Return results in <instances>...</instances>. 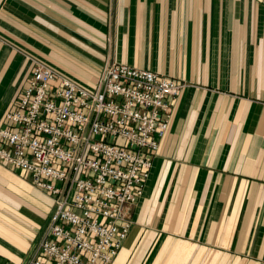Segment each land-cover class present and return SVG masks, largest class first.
<instances>
[{
    "label": "crops",
    "instance_id": "crops-1",
    "mask_svg": "<svg viewBox=\"0 0 264 264\" xmlns=\"http://www.w3.org/2000/svg\"><path fill=\"white\" fill-rule=\"evenodd\" d=\"M33 57L77 81L117 62L182 84L110 264H264V0H0V128ZM53 211L0 161V259L28 264Z\"/></svg>",
    "mask_w": 264,
    "mask_h": 264
},
{
    "label": "built area",
    "instance_id": "built-area-1",
    "mask_svg": "<svg viewBox=\"0 0 264 264\" xmlns=\"http://www.w3.org/2000/svg\"><path fill=\"white\" fill-rule=\"evenodd\" d=\"M31 60L0 128V161L28 173L54 204L28 264H110L131 230V207L144 194L182 84L108 62L89 88Z\"/></svg>",
    "mask_w": 264,
    "mask_h": 264
},
{
    "label": "rangeland",
    "instance_id": "rangeland-1",
    "mask_svg": "<svg viewBox=\"0 0 264 264\" xmlns=\"http://www.w3.org/2000/svg\"><path fill=\"white\" fill-rule=\"evenodd\" d=\"M70 68H72V69H74L76 71H80L81 69L84 70L85 67L84 66H76V67L75 66H71ZM98 76L99 75L95 76V78H93V79H88L86 81H79V82L83 83L85 86H87L89 88H95L96 83L98 81ZM35 190H37V189H35ZM31 193H34L35 194V192H33V191H31ZM33 196H34V199H35V195H33ZM36 196H37V194H36ZM37 197H38V199H39L40 202H44V205H45V209L46 210L43 211V216H44V219L48 221V219H47V215H48V213H47L48 209L47 208H48V205H49V203H48L49 202L48 196L45 193L44 194L38 193V196ZM33 201H35V200H33ZM35 206H36V202L30 201V209H29V211L31 212V214H35L34 211L32 210V207L35 208ZM47 223L48 222L44 223V225H43V222H42V225L39 228L40 231L43 228H44V230L47 228ZM7 228H9V227H7ZM0 229H1V227H0ZM5 229H6V227H5ZM6 243H9V237H8V235H6V233L3 230H0V244L6 245Z\"/></svg>",
    "mask_w": 264,
    "mask_h": 264
}]
</instances>
